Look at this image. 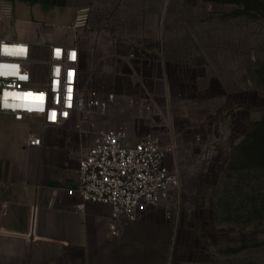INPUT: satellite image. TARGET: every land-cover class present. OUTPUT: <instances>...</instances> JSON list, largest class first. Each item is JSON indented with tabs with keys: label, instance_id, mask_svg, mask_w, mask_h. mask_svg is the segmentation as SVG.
Instances as JSON below:
<instances>
[{
	"label": "rangeland",
	"instance_id": "rangeland-1",
	"mask_svg": "<svg viewBox=\"0 0 264 264\" xmlns=\"http://www.w3.org/2000/svg\"><path fill=\"white\" fill-rule=\"evenodd\" d=\"M82 28L89 92L128 86L115 60L148 46L184 131L163 142L177 168L176 209L170 220L159 211L137 220L158 226L156 238L145 243L147 260L122 264L161 263L150 246L166 249L167 228L165 264H264V0H93ZM44 53L35 50L34 60ZM32 69L44 80L43 66ZM100 117L105 128L118 124Z\"/></svg>",
	"mask_w": 264,
	"mask_h": 264
},
{
	"label": "crops",
	"instance_id": "crops-1",
	"mask_svg": "<svg viewBox=\"0 0 264 264\" xmlns=\"http://www.w3.org/2000/svg\"><path fill=\"white\" fill-rule=\"evenodd\" d=\"M92 3L0 0V37L25 40L32 52L40 47L45 52L48 44L76 45L84 78L86 31L74 28L73 22L77 10ZM144 46L130 47L128 53L115 60L113 70L128 86L118 93L113 91L115 101L106 115H114L117 123H124L131 140L151 131L165 144L177 140L184 131L172 122L165 103L168 92L164 69L154 63L153 51ZM100 118L97 122L101 126ZM74 124L71 118L60 126L41 128L36 118L16 122L0 114V264H122L125 260H147L145 243L155 240L158 226L135 221L111 234L106 206L90 203L84 212L74 209V198L66 189L74 183L79 153L91 143L87 124L79 128ZM29 132L40 136L39 147L25 145ZM166 163L171 168L167 157ZM172 169L177 170L176 166ZM157 211L170 220L161 209L143 218ZM165 231L168 245L170 230ZM167 245L166 249L164 244L159 248L150 246L152 251H161L159 264H165V253L170 254Z\"/></svg>",
	"mask_w": 264,
	"mask_h": 264
},
{
	"label": "built area",
	"instance_id": "built-area-1",
	"mask_svg": "<svg viewBox=\"0 0 264 264\" xmlns=\"http://www.w3.org/2000/svg\"><path fill=\"white\" fill-rule=\"evenodd\" d=\"M89 10H77L74 28L85 26ZM35 62L45 69L41 82L32 69ZM80 62L76 45L48 44L44 56L34 60L27 41L0 37V64L18 66L0 69L15 72L0 75V114L16 122L36 118L41 128L57 127L71 118L76 128L87 124L91 143L79 153L74 183L66 193L74 198L77 212H84L90 203L106 206L111 234L155 209H161L170 219L180 194L177 171L166 163L171 144H162L151 131L131 140L124 123L111 128L100 126L97 118L107 114L115 94H91L89 80L81 77ZM25 145L39 147L40 136L29 132ZM5 210L3 204L2 213Z\"/></svg>",
	"mask_w": 264,
	"mask_h": 264
},
{
	"label": "snow or ice",
	"instance_id": "snow-or-ice-1",
	"mask_svg": "<svg viewBox=\"0 0 264 264\" xmlns=\"http://www.w3.org/2000/svg\"><path fill=\"white\" fill-rule=\"evenodd\" d=\"M59 52V50H57ZM73 56L75 55L74 53L72 54ZM18 66L17 65H5V64H0V69H3V68H11V69H15L17 68ZM57 71H59L57 69ZM15 75V72H9V73H4L3 71H0V75ZM69 77H71V74H69ZM25 77H21V79H24ZM69 93L71 92V89L69 88L68 89ZM6 96L9 95V94H5ZM69 99H70V96H69Z\"/></svg>",
	"mask_w": 264,
	"mask_h": 264
}]
</instances>
